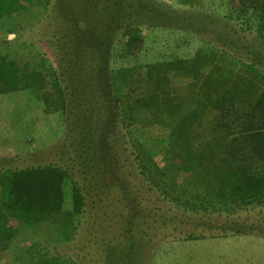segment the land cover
<instances>
[{
  "label": "rangeland",
  "instance_id": "obj_1",
  "mask_svg": "<svg viewBox=\"0 0 264 264\" xmlns=\"http://www.w3.org/2000/svg\"><path fill=\"white\" fill-rule=\"evenodd\" d=\"M58 1L52 0L32 31L0 36L15 52L31 50L49 57L58 68L66 102L64 110L48 114L32 91L0 94V176L16 168L62 167L81 187L85 211L71 240H65L56 224H18L0 246V264H33L32 257L39 259L43 252L51 259L60 256L66 264H264V206L234 213L194 212L149 183L139 166L138 135L150 133L134 128L128 88L121 86L118 102L112 78L120 67L163 64L199 46L231 51L264 74V34L250 17L256 12L242 14L245 0H202L197 10L177 0H67L65 10L75 12L83 24L86 14L92 16L99 43L111 46L103 64L98 55L76 46L64 13L58 16ZM117 1L115 14H136L134 32L142 40L123 56L112 49L122 32L121 16L104 30V16L96 11ZM80 7L84 10L75 11ZM186 16L191 17L190 27L184 26ZM137 85L130 81L131 91L165 95L173 90L166 79H139ZM152 151L160 153L157 160L164 156L161 148ZM240 225L247 226V234Z\"/></svg>",
  "mask_w": 264,
  "mask_h": 264
},
{
  "label": "trees",
  "instance_id": "obj_2",
  "mask_svg": "<svg viewBox=\"0 0 264 264\" xmlns=\"http://www.w3.org/2000/svg\"><path fill=\"white\" fill-rule=\"evenodd\" d=\"M245 1L247 5L242 9V14L251 15V11L256 12L250 17L257 20L258 31L264 34V0ZM51 2L52 0H0V36L10 34L20 36L24 32L32 31L49 11ZM108 4L98 7L96 11L99 16H104L101 18L104 30L109 22L115 24L118 20L117 16H121L119 28L122 32L116 35L112 47L116 52L114 54L123 56L131 53L142 42L139 39L141 36L138 37L134 32L135 26L139 23L136 14L132 11L121 15L115 14L114 8L118 1L113 5L108 6ZM68 5L67 0H59L54 6H60L63 10L58 7L62 12L58 16L64 13L63 19L72 30L70 33L76 46L90 50L98 55V59L103 64L106 63L111 53V50L109 51L111 46L99 43L94 31V27L98 28L95 19L86 14L83 17L84 24L80 23L75 12L68 8L65 10V6ZM111 6L113 10L109 13ZM83 10L80 7L75 11ZM78 15L82 17L81 14ZM186 17H188L187 23L184 26L190 27L191 17ZM246 18L254 21L249 17ZM9 43L10 41L7 44ZM3 44L6 42L0 40V94L28 90L32 91L38 100L43 101L45 113L52 114L64 110L65 94L61 88L60 74L55 63L43 53L31 50L15 52L7 44L6 46ZM252 65L261 73L256 65ZM138 66L140 64L120 67L112 76L113 79L116 78L113 92L118 102L122 99L119 93L122 85L128 88L129 94L126 98L132 99L135 90L131 91L130 81L132 83L133 81L128 78ZM117 81L121 85H118ZM127 106L129 119L135 124L133 105L128 103ZM218 110L220 114L219 121L215 125L216 132L206 151L204 148L188 146L190 141L196 144L195 141L199 139L196 132L188 131L189 125L185 123L192 116L184 118L173 133L178 147L161 148L164 156L158 157V160L156 158L160 153L152 151V148L142 140V136L141 139L138 138L140 170L152 186L194 212H198L199 209L205 211L213 209L220 213H234L250 206H264V90L252 109H246L242 103L233 99L223 100ZM158 134V132L151 133L155 143L154 139ZM178 158L185 162L176 163ZM203 170L222 172L226 175L222 187L214 191L209 190L206 195L200 192L199 187L202 185L197 188L192 186L193 189L191 192L188 191L189 193L184 192L188 180L182 177L193 176V172L196 174ZM0 186L2 188L0 246L5 244L14 227L24 223L56 224L65 240L72 239L78 229L79 217L85 211L86 198L69 171L56 165L16 168L0 176ZM228 223L225 222L226 225ZM3 224L8 226L3 228ZM241 227L243 234H247V226ZM43 253H39V259L37 256L32 257L33 264H66L60 256L51 259L46 252Z\"/></svg>",
  "mask_w": 264,
  "mask_h": 264
},
{
  "label": "crops",
  "instance_id": "obj_3",
  "mask_svg": "<svg viewBox=\"0 0 264 264\" xmlns=\"http://www.w3.org/2000/svg\"><path fill=\"white\" fill-rule=\"evenodd\" d=\"M177 2L194 10L201 9L202 5V0ZM164 63L143 62L128 78L132 79L133 83H138L137 87L140 86L139 79H166L170 83V90L173 89L165 95L145 93L141 90L133 92L131 103L136 119L134 127L138 133H150L142 140L152 149L178 147L173 133L184 118L192 116L185 123L189 125L188 131L196 132L199 139L195 141L196 144L190 141L188 146L204 148L206 151L216 132L220 103L223 100L235 99L246 109H252L264 90L262 72L254 69L251 62L242 60L238 55L225 49L213 47L205 49L199 46L188 56L169 59ZM157 64L159 66L156 69L160 70L154 74V67ZM156 111L166 114L157 116ZM154 132L159 133L157 140L154 139L156 143L151 138V133ZM138 137L141 139V135ZM182 144L183 141L181 146ZM184 162L181 158L176 161ZM182 178L188 180L189 192L193 189L192 186L197 188L202 185L199 187L200 192L206 195L209 190L220 189L227 177L222 172L203 170L196 174L193 172V176L184 175ZM187 190L184 192H188Z\"/></svg>",
  "mask_w": 264,
  "mask_h": 264
},
{
  "label": "water",
  "instance_id": "obj_4",
  "mask_svg": "<svg viewBox=\"0 0 264 264\" xmlns=\"http://www.w3.org/2000/svg\"><path fill=\"white\" fill-rule=\"evenodd\" d=\"M114 107L116 108V98H114Z\"/></svg>",
  "mask_w": 264,
  "mask_h": 264
}]
</instances>
